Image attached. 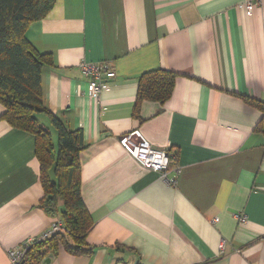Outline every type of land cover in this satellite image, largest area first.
I'll use <instances>...</instances> for the list:
<instances>
[{
  "label": "crops",
  "instance_id": "obj_1",
  "mask_svg": "<svg viewBox=\"0 0 264 264\" xmlns=\"http://www.w3.org/2000/svg\"><path fill=\"white\" fill-rule=\"evenodd\" d=\"M242 2L56 0L28 27L52 58L45 108L83 134L81 199L93 222L90 254L59 247L40 264H264V0L252 15ZM81 62L115 72L98 102ZM154 70L177 75L171 96L143 101L136 119L138 79ZM38 121L56 148L48 119ZM136 129L174 156L175 185L123 152L118 138ZM42 197L34 136L0 120V264L50 228Z\"/></svg>",
  "mask_w": 264,
  "mask_h": 264
},
{
  "label": "trees",
  "instance_id": "obj_2",
  "mask_svg": "<svg viewBox=\"0 0 264 264\" xmlns=\"http://www.w3.org/2000/svg\"><path fill=\"white\" fill-rule=\"evenodd\" d=\"M56 0H0V120L34 136V152L39 165L43 197L38 207L51 217L58 216L63 229L49 239L34 243L25 254L24 264H40L59 247L73 255L90 254L86 239L93 227L81 199L80 153L84 150L80 130L68 131L44 106L42 69L52 66L50 55L39 53L27 40L30 25L44 19ZM176 74L154 70L137 82L133 116L140 119L143 101L163 105L171 96ZM255 108L261 104L245 99ZM38 115L45 116L56 133V148L50 132ZM68 240L72 245L68 244Z\"/></svg>",
  "mask_w": 264,
  "mask_h": 264
},
{
  "label": "built area",
  "instance_id": "obj_3",
  "mask_svg": "<svg viewBox=\"0 0 264 264\" xmlns=\"http://www.w3.org/2000/svg\"><path fill=\"white\" fill-rule=\"evenodd\" d=\"M261 2L262 0H243L242 4L239 5V9L247 15H252L254 10L261 5ZM78 67L82 76L88 79L85 91L87 97L89 100L98 102L101 92L106 89V81L114 79L115 72L106 64L81 62ZM118 144L123 152L140 167L157 174L161 180L169 185L176 184L178 169L171 166L175 160L174 156L165 149L153 148L138 129L119 137ZM52 218L53 222L50 228L40 238L24 241L8 250L9 264H24L25 254L32 244L43 242L62 231L63 223L61 219L58 216ZM234 219L240 225L246 223V216L243 214L234 215ZM222 246L221 243L220 249H222Z\"/></svg>",
  "mask_w": 264,
  "mask_h": 264
},
{
  "label": "rangeland",
  "instance_id": "obj_4",
  "mask_svg": "<svg viewBox=\"0 0 264 264\" xmlns=\"http://www.w3.org/2000/svg\"><path fill=\"white\" fill-rule=\"evenodd\" d=\"M37 117H39V115Z\"/></svg>",
  "mask_w": 264,
  "mask_h": 264
}]
</instances>
